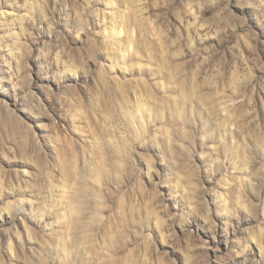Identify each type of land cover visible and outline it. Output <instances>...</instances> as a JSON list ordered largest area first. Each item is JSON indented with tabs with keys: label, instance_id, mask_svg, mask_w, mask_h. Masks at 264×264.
<instances>
[{
	"label": "rangeland",
	"instance_id": "rangeland-1",
	"mask_svg": "<svg viewBox=\"0 0 264 264\" xmlns=\"http://www.w3.org/2000/svg\"><path fill=\"white\" fill-rule=\"evenodd\" d=\"M0 264H264V0H0Z\"/></svg>",
	"mask_w": 264,
	"mask_h": 264
}]
</instances>
